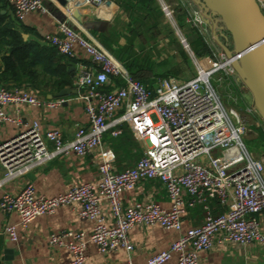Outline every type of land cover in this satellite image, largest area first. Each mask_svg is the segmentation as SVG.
<instances>
[{
	"label": "built area",
	"instance_id": "obj_1",
	"mask_svg": "<svg viewBox=\"0 0 264 264\" xmlns=\"http://www.w3.org/2000/svg\"><path fill=\"white\" fill-rule=\"evenodd\" d=\"M8 1L14 5L18 19L30 12L47 11L43 0ZM68 1L65 7L73 19L78 7L90 6L98 11L115 6L113 0ZM158 1L187 49L195 68L192 78L160 77L150 87L64 20L59 23L58 33L47 40L63 56L75 57L78 44L91 57L92 65L81 66L75 82L81 91L79 97L85 102L88 125L79 128L71 140H65L60 129L42 132L38 122H27L6 108H57L66 99L43 100L22 87H0V123L9 122L19 128L13 138L0 141V164L5 172L0 188L59 155L73 152L85 157L94 153L110 128L127 124L144 146L143 157L128 170L118 171L105 159L99 167L98 182L76 185L51 197L39 195L34 185L28 184L1 198L0 210L18 213L23 227L60 206L80 204V216L95 222L93 231L86 234L65 230L49 237L51 247L71 250L72 264H86L87 240L102 253L124 248L129 254L128 264H134L129 231L135 225H159L181 231L187 208L198 205L206 210L204 221L182 233L169 250L153 255L147 264H164L173 254L178 255L177 264H199V254L210 250L217 240L264 245V232L257 217L264 213V122L246 100L232 59L224 51L215 53L216 59L198 55L176 21L171 3ZM257 2L264 13V0ZM186 4L183 2L182 7L188 11L187 22L202 29L205 22L201 12L191 13ZM241 109L254 120L243 115ZM120 134L121 129L114 131V135ZM245 139L255 145L250 148ZM144 179H159L164 184L172 201L170 209L151 201L124 204L122 194ZM212 200H218L225 211L215 215L210 206ZM103 201L112 210L113 226L107 224L102 212ZM17 228L14 224L6 227L14 241L18 238Z\"/></svg>",
	"mask_w": 264,
	"mask_h": 264
},
{
	"label": "crops",
	"instance_id": "obj_2",
	"mask_svg": "<svg viewBox=\"0 0 264 264\" xmlns=\"http://www.w3.org/2000/svg\"><path fill=\"white\" fill-rule=\"evenodd\" d=\"M43 1L47 7L46 12H30L23 19L16 17L14 5L10 3L8 19L16 20L22 29L24 40L36 42V49L39 51L46 45L53 46L47 37L58 33L59 23L68 20L72 28L86 39L98 43L113 55L100 42L96 32L102 29L104 23H109L113 29L116 27L114 31L119 34L121 22L128 20L126 8L117 3L109 10L97 11L90 6L78 7L82 17L81 21H78L76 17L74 19L69 17L66 7L58 0ZM167 1L172 3V0ZM177 1L182 5L183 2L188 3L186 0ZM182 9L185 10V7ZM100 11H104L105 15H100ZM94 15H99L100 19H95ZM61 36H63L62 33ZM119 42L124 44L123 39ZM75 52V57L65 58L63 63L55 60L58 55L54 56V59L48 57L49 66H38L37 71L40 78L36 77L35 84L29 83L22 87L43 100L62 98L56 95L63 89H71L73 91L71 94L63 96L66 101L62 106L49 108L35 105H9L6 110L27 122H38L42 132L49 129H60L65 140L73 139L79 128L88 125L85 102L79 97L81 91L75 85L76 76L81 66L92 65L91 57L80 45L75 46ZM48 59L42 57L41 62L46 64ZM63 66L70 73L71 82H66L61 77ZM158 78L160 77H156L154 84ZM3 86L12 88L18 85L13 82L4 84L0 77V87ZM75 90L77 93H74ZM117 129H121L122 134L114 135ZM18 132L19 128L14 124L0 123V141L10 140ZM143 148L142 142L134 136L127 124L121 125L120 128H110L103 137V144L94 153L85 157H79L73 152L59 155L26 175L6 182L0 188V200L4 194H15L28 184L34 185L39 195L51 197L62 194L76 185L98 182L99 167L105 159L112 162L116 170L125 171L136 166L144 155ZM4 173V168L0 164V178L4 176ZM121 197L125 205L151 201L166 209L172 206L168 192L159 179H144L135 188L125 191ZM210 206L215 215L225 211L218 200H212ZM101 209L107 224L113 226L114 219L109 203L103 201ZM205 217L206 210L202 205H198L194 208H187L183 216L181 231L166 229L159 225H135L129 231L130 239L134 244L131 256L133 263L147 264L153 255L169 250L182 233L193 226L200 225ZM257 217L264 232V213L258 214ZM20 222L21 217L18 213L0 210V264H72L74 256L71 250L67 247H51L49 245L50 235L65 230L90 234L95 225L93 220L80 216V204L60 206L53 213L39 216L28 227L21 226ZM13 224L18 225L16 241L12 240L6 232V227ZM86 256V264H128L129 262V254L124 248L102 253L90 240H87ZM199 259V264H264V245L221 243L217 240L210 250L199 254ZM177 260L178 255L173 254L164 264H177Z\"/></svg>",
	"mask_w": 264,
	"mask_h": 264
},
{
	"label": "rangeland",
	"instance_id": "obj_3",
	"mask_svg": "<svg viewBox=\"0 0 264 264\" xmlns=\"http://www.w3.org/2000/svg\"><path fill=\"white\" fill-rule=\"evenodd\" d=\"M186 1L188 2L186 4L187 10L195 14L197 9L191 5L189 0ZM119 2L122 3L124 0H119ZM171 5L174 9L175 19L182 27L191 47L195 51H198L201 57H212L216 59L217 55L221 54L223 50L215 42L209 26L204 24L202 29H198L187 22L188 11L182 9L183 5L180 2L172 0ZM128 6L130 5H126L125 2L122 5V7L127 9L128 20L121 22L119 29L121 34H118V40L114 48L122 50L124 47H133V52H130L132 59L134 58L133 60L141 68L137 74L140 76L139 80L142 81L145 75L150 74L159 77H175L179 79L192 78L195 75L193 63L189 58L187 49L181 41V37L173 27L170 17L164 12L161 3L159 2L158 6L154 3L148 6V10L145 9L146 13L144 17L134 12L131 7L128 9ZM182 12L185 14L184 17L181 15ZM224 32L228 34L227 31ZM120 39H123L124 44L119 42ZM112 54L130 72L128 63L125 60L127 52L119 55ZM242 92H244L246 100L253 105L252 95L243 85ZM242 109L241 112L243 115L253 121V116H250ZM245 141L250 148L255 145L249 139H245Z\"/></svg>",
	"mask_w": 264,
	"mask_h": 264
},
{
	"label": "water",
	"instance_id": "obj_4",
	"mask_svg": "<svg viewBox=\"0 0 264 264\" xmlns=\"http://www.w3.org/2000/svg\"><path fill=\"white\" fill-rule=\"evenodd\" d=\"M58 2L63 6L69 4L68 0ZM190 3L201 12L215 42L232 59L238 81L252 95L253 108L264 122V13L257 0H190ZM74 15L81 21L78 9ZM94 18L100 19L98 15ZM72 92L63 89L56 96Z\"/></svg>",
	"mask_w": 264,
	"mask_h": 264
},
{
	"label": "trees",
	"instance_id": "obj_5",
	"mask_svg": "<svg viewBox=\"0 0 264 264\" xmlns=\"http://www.w3.org/2000/svg\"><path fill=\"white\" fill-rule=\"evenodd\" d=\"M118 5H123L125 2L128 6V9H131L137 14L145 16V9L153 3L157 6L159 5L158 0H124V2H119V0H113ZM9 6L10 3L8 0H0V77L1 81L4 84H9L13 82L14 84L25 87L29 83L32 85L35 84L34 80L36 77L39 79V73L37 71L38 66L47 67L49 66V59H54V56H57L55 60L57 62H64L66 56H63L59 53L55 46L46 45L41 50L36 49V42L30 40H24L22 35V29L19 27L16 20L8 19L9 16ZM185 16L184 12L181 14ZM116 27H114L115 29ZM113 26L109 23H104L102 29L96 32L100 42L108 48L114 54H122L127 52L125 58L128 63V69L131 74L140 79L138 72L141 70L139 65L132 59L131 53L133 52V47L128 46L124 49L117 50L114 48L115 43L118 40V34L114 31ZM131 52V53H130ZM199 55L198 51H196ZM136 55V54H135ZM42 57H47L48 61L45 63L41 62ZM40 58V59H39ZM53 64V63H52ZM51 64V65H52ZM60 64V63H59ZM63 65V64H62ZM134 68V69H132ZM70 73L65 70L61 72V77L65 79L66 82H71ZM156 75L150 74L145 75V78L142 80L146 85L153 86L156 79ZM65 86V85H63ZM62 87V86H61Z\"/></svg>",
	"mask_w": 264,
	"mask_h": 264
},
{
	"label": "bare ground",
	"instance_id": "obj_6",
	"mask_svg": "<svg viewBox=\"0 0 264 264\" xmlns=\"http://www.w3.org/2000/svg\"><path fill=\"white\" fill-rule=\"evenodd\" d=\"M100 15H105L104 11L99 12Z\"/></svg>",
	"mask_w": 264,
	"mask_h": 264
}]
</instances>
